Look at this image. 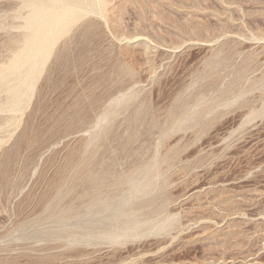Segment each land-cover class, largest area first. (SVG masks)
I'll return each instance as SVG.
<instances>
[{"label":"rangeland","instance_id":"374dc122","mask_svg":"<svg viewBox=\"0 0 264 264\" xmlns=\"http://www.w3.org/2000/svg\"><path fill=\"white\" fill-rule=\"evenodd\" d=\"M79 8L17 97L0 0V264H264V0Z\"/></svg>","mask_w":264,"mask_h":264},{"label":"bare ground","instance_id":"6f19581e","mask_svg":"<svg viewBox=\"0 0 264 264\" xmlns=\"http://www.w3.org/2000/svg\"><path fill=\"white\" fill-rule=\"evenodd\" d=\"M81 4L86 6L85 10L94 13L96 0H23V5L30 9L25 17L26 33L19 52L15 54L9 66H5L6 70H3L13 74L15 82L18 81L14 82L15 84L11 82L13 85L8 84L14 92L13 95L19 96L22 93L20 85L26 86L28 95L32 93L35 81L38 76L40 77L56 44L69 32L72 25L82 18V11L79 8ZM1 73L0 79H3Z\"/></svg>","mask_w":264,"mask_h":264}]
</instances>
